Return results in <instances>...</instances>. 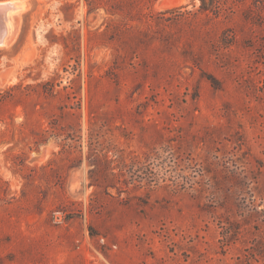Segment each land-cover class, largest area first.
I'll list each match as a JSON object with an SVG mask.
<instances>
[{
    "label": "rangeland",
    "instance_id": "obj_1",
    "mask_svg": "<svg viewBox=\"0 0 264 264\" xmlns=\"http://www.w3.org/2000/svg\"><path fill=\"white\" fill-rule=\"evenodd\" d=\"M12 1L23 9L0 46V264H237L264 243L256 0L226 19L199 0H129L126 16Z\"/></svg>",
    "mask_w": 264,
    "mask_h": 264
},
{
    "label": "trees",
    "instance_id": "obj_2",
    "mask_svg": "<svg viewBox=\"0 0 264 264\" xmlns=\"http://www.w3.org/2000/svg\"><path fill=\"white\" fill-rule=\"evenodd\" d=\"M112 3V5H108L109 3H107V5H105V0H85V2L87 3V9H88V13H95L96 11H98L100 8H103L105 10V12L107 14H119L122 16H126L125 13V7L126 5H130V1L129 0H106ZM200 1V8L199 11L201 13H204L206 15H214L215 18H220V17H224L229 18V16L233 13L234 11V5L235 4H239L240 2H243L245 0H233V4L230 3V1L232 0H199ZM65 7H71L70 4H65ZM255 10H251L249 9L248 12H246V14H249V18L254 19L256 25L260 24H264V23H260L257 21L256 17L259 18L261 16V12L264 9V0H256L255 2ZM261 55H259V59L262 58ZM264 65V62L262 63ZM47 85V84H46ZM213 85L216 87V83L213 81ZM47 93H51V95H54V86L52 87V89H47L46 90ZM258 91V95L263 96L264 98V79L262 80V85L259 86L257 88ZM39 144V143H38ZM119 159V157H117V160ZM99 160V159H98ZM108 161L109 164L113 163L114 160H106ZM116 161V160H115ZM139 163L138 160H134L133 164ZM118 164H121V169L120 172L122 174L123 170L128 166L126 162H124L123 160H118L117 162ZM95 171H98L97 167H95ZM115 170V168H110V171ZM114 175V173H113ZM148 186H151V184L149 183ZM253 211H256L257 213H263L264 209L258 211L257 209V205L254 202V205L252 207ZM224 233H223V237H224V242H223V246H229L231 243H233V241L236 240V235L234 234L237 230V228H232L231 225L229 226H225L224 228ZM237 233V232H236ZM264 257V243L260 242L257 243V245H255V247L252 249V252L247 255L244 258H241V260H239V262L237 264H259L258 260H256V257ZM255 262V263H253Z\"/></svg>",
    "mask_w": 264,
    "mask_h": 264
},
{
    "label": "bare ground",
    "instance_id": "obj_3",
    "mask_svg": "<svg viewBox=\"0 0 264 264\" xmlns=\"http://www.w3.org/2000/svg\"><path fill=\"white\" fill-rule=\"evenodd\" d=\"M12 7H10L6 12V39L0 44L1 47L8 46L14 42L18 35L19 30V14L23 9V2L12 1Z\"/></svg>",
    "mask_w": 264,
    "mask_h": 264
},
{
    "label": "water",
    "instance_id": "obj_4",
    "mask_svg": "<svg viewBox=\"0 0 264 264\" xmlns=\"http://www.w3.org/2000/svg\"><path fill=\"white\" fill-rule=\"evenodd\" d=\"M10 7H12L10 0L0 1V44L6 39V12Z\"/></svg>",
    "mask_w": 264,
    "mask_h": 264
}]
</instances>
